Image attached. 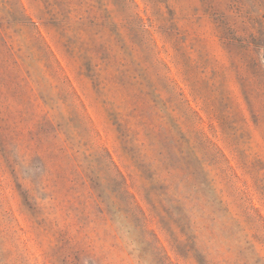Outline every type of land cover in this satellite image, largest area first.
<instances>
[{
  "label": "rangeland",
  "instance_id": "rangeland-1",
  "mask_svg": "<svg viewBox=\"0 0 264 264\" xmlns=\"http://www.w3.org/2000/svg\"><path fill=\"white\" fill-rule=\"evenodd\" d=\"M0 264H264V0H0Z\"/></svg>",
  "mask_w": 264,
  "mask_h": 264
},
{
  "label": "trees",
  "instance_id": "trees-1",
  "mask_svg": "<svg viewBox=\"0 0 264 264\" xmlns=\"http://www.w3.org/2000/svg\"><path fill=\"white\" fill-rule=\"evenodd\" d=\"M171 169L168 170V174H170ZM191 179L188 176L187 179L182 178L181 180H179L175 186H176V199L177 201H184L186 203H189V208L190 211L193 213L194 209H195V197H194V186L190 183ZM167 184V181H166ZM172 183H169L167 186V189H171L172 188ZM171 199H175L174 196Z\"/></svg>",
  "mask_w": 264,
  "mask_h": 264
}]
</instances>
